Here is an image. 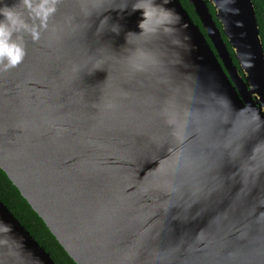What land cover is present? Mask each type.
<instances>
[{"label": "water", "instance_id": "1", "mask_svg": "<svg viewBox=\"0 0 264 264\" xmlns=\"http://www.w3.org/2000/svg\"><path fill=\"white\" fill-rule=\"evenodd\" d=\"M137 2L57 0L41 26L0 0L27 24L0 64V170L74 264H264L253 3L188 0L197 25L156 0L179 21L132 35ZM0 264H55L1 201Z\"/></svg>", "mask_w": 264, "mask_h": 264}, {"label": "clouds", "instance_id": "2", "mask_svg": "<svg viewBox=\"0 0 264 264\" xmlns=\"http://www.w3.org/2000/svg\"><path fill=\"white\" fill-rule=\"evenodd\" d=\"M56 2L57 0H21L23 7L40 20L41 26H44L47 18L56 11ZM167 2L168 0H164V3ZM14 9L15 5L0 7V64L3 65L4 70L20 64L25 55L24 49L12 42L15 32L27 27L26 22ZM132 10L142 12V20L138 24L141 31L139 34L130 33L132 35L154 34L162 26L172 24L174 19L175 22L179 21L178 16L158 4L156 0H138L132 6ZM31 34L34 39L38 38L35 29Z\"/></svg>", "mask_w": 264, "mask_h": 264}, {"label": "trees", "instance_id": "3", "mask_svg": "<svg viewBox=\"0 0 264 264\" xmlns=\"http://www.w3.org/2000/svg\"><path fill=\"white\" fill-rule=\"evenodd\" d=\"M179 1L193 22L197 25H200L188 0ZM251 1L254 6L256 21L264 53V0ZM209 11L212 13V15H214L213 9L210 6ZM217 26L219 27L218 24ZM228 49L230 53H232L229 47ZM0 201L7 207L12 215L19 221V223L30 233L37 243L50 255L55 264H74V262L67 256L64 250L57 243L55 238L49 233L41 219L30 209L28 204L22 199L19 192L12 186L1 170Z\"/></svg>", "mask_w": 264, "mask_h": 264}]
</instances>
